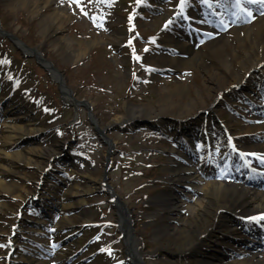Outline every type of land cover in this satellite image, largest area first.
I'll return each mask as SVG.
<instances>
[{
    "label": "rangeland",
    "instance_id": "1",
    "mask_svg": "<svg viewBox=\"0 0 264 264\" xmlns=\"http://www.w3.org/2000/svg\"><path fill=\"white\" fill-rule=\"evenodd\" d=\"M44 1L48 12L33 14L0 0V264H196L197 250L161 249L180 225L160 215L166 200L203 201L211 183L264 196V68L235 56L248 30L252 42L264 40V8L242 0L249 17L235 0H186L183 10L180 0ZM51 14L64 20L55 36L44 31ZM67 53L81 57L69 62ZM163 56L185 69L150 65ZM13 126L36 132L14 145ZM183 166L193 180L172 170ZM221 205L202 212L218 221L204 242L211 259L264 254L259 203L248 216ZM124 212L131 234L122 237ZM223 226L237 227L235 237Z\"/></svg>",
    "mask_w": 264,
    "mask_h": 264
},
{
    "label": "bare ground",
    "instance_id": "2",
    "mask_svg": "<svg viewBox=\"0 0 264 264\" xmlns=\"http://www.w3.org/2000/svg\"><path fill=\"white\" fill-rule=\"evenodd\" d=\"M9 7L15 6L16 3H21V5L27 9L29 12L33 14H38L39 12L42 13L44 10H48L49 3L45 2L44 0H6ZM48 12V11H47ZM53 19V24L51 25H45L47 23V16H44V22L46 33L51 34L55 36L56 33H59L64 26V20L60 18L57 14H51L49 15ZM264 22V20H262ZM258 29L261 30L264 34V23H262L260 26H258ZM251 35L252 33L250 30L247 31V38L245 40H241L239 42V46L241 51H244L243 56H236V59L238 61V64L242 65L248 62L253 61L252 66H254L256 69L264 68V40L260 43H254L251 41ZM57 47H62L61 41L57 39ZM40 52V51H39ZM84 51L81 50V53ZM181 52L185 53L186 51L184 49V46L181 48ZM41 53V52H40ZM204 53H201V55H197L198 57L202 56ZM73 56H70L69 53L66 54L65 58L69 62H76L80 57L81 54H78L77 60L72 59ZM245 62V63H244ZM150 65L156 66V65H164V66H170L175 69H185L186 63L183 62L180 59H173L167 56H163L160 58H153L150 61ZM68 87L64 86V100L67 103H70V98L68 96ZM76 108H79V102L76 101L74 103ZM140 115L145 116L150 113L148 109H141L138 112ZM118 122L119 119L117 120ZM125 122V121H124ZM101 132H103L102 129H100ZM11 136L7 138L8 143L16 145L17 141H19L22 137L32 135L36 132L35 129L31 127H20V126H13L11 131ZM111 146V145H110ZM12 159L22 161L25 163H29L30 161L24 154H17L15 156H11ZM176 173L179 174V178H182L184 180H193L194 176L192 175V169L190 167H180L172 169ZM110 193L112 194V199L114 200V193L113 190L109 188ZM203 201H197L195 204L189 203L186 201H182L181 204L179 203H169V200H166V203L168 204L165 206V212L164 214H160L163 218L170 219L173 221H177L180 223L179 226H176L173 229V232L169 235V237H162V239L159 240L161 244V249L169 250L175 254H186L187 252H190L192 250H197L198 259L196 261V264H221L219 262H215L211 259L212 253L209 252V249L205 246L204 242L211 239L212 236V229L214 227L218 226L217 216H215L213 219H205L203 215V210L205 209V206L213 205L217 202H222V208H229L231 211H234L237 214L240 215H251L252 213L256 211H252L250 209V204L254 201H257L259 203V211L264 214V196L252 194L251 191H246L242 189H238L235 187L230 186H223L218 184H209V186L202 189ZM116 202V201H114ZM204 202L206 204H204ZM218 210V209H217ZM189 211L191 217L189 219H184L181 217V215H178L180 212ZM179 212V213H178ZM122 215V212H120ZM128 219L127 223H124L123 217L120 218V221L118 222V225L121 229V232L125 235L128 234V231L126 225L130 223V215H127L126 212H124ZM129 214V213H128ZM123 216V215H122ZM230 216V215H229ZM233 219V216H230ZM126 224V225H125ZM224 227V226H223ZM238 228L237 227H224L222 228L223 236H231L235 237L237 233ZM135 240H137V237L133 236ZM164 240V241H162ZM205 248V249H202ZM136 247L132 245V243H128V256L134 258V251ZM239 264H264V254H254L252 255L251 259L247 262H240Z\"/></svg>",
    "mask_w": 264,
    "mask_h": 264
},
{
    "label": "snow or ice",
    "instance_id": "3",
    "mask_svg": "<svg viewBox=\"0 0 264 264\" xmlns=\"http://www.w3.org/2000/svg\"><path fill=\"white\" fill-rule=\"evenodd\" d=\"M76 2L79 3V0H76ZM140 2H141V0H137V3L138 4ZM201 2L204 3V4L210 5V0H201ZM244 2H246V3H259L260 6L262 8H264V0H244ZM185 3H186V0H180V5L179 6H180L181 10H183V8L185 6ZM234 7L236 9H238L240 12L246 13L249 17L252 16V12L250 10H248V9H246V8L243 7L242 0H235ZM129 20L131 21V17H129ZM145 51H147V49H145ZM137 59H139V58L137 57ZM250 219L255 220L257 218L253 217V218H250ZM260 219H264V216L260 217Z\"/></svg>",
    "mask_w": 264,
    "mask_h": 264
},
{
    "label": "water",
    "instance_id": "4",
    "mask_svg": "<svg viewBox=\"0 0 264 264\" xmlns=\"http://www.w3.org/2000/svg\"><path fill=\"white\" fill-rule=\"evenodd\" d=\"M48 68L54 71V69L52 68V66H51V65H49V66H48ZM59 84H60L61 93H62V94H64V89H63V88H64V86H65V85H64V83H63L62 81H61V82H59ZM116 198H117V199H119V197H118V196H116ZM119 205H120V207H121V208L125 209V206H124V204H123V203H121L120 201H119Z\"/></svg>",
    "mask_w": 264,
    "mask_h": 264
}]
</instances>
